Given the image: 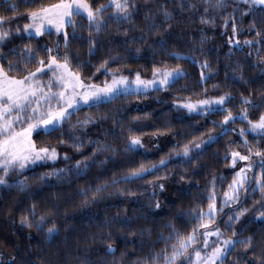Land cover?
Wrapping results in <instances>:
<instances>
[{
	"label": "trees",
	"instance_id": "1",
	"mask_svg": "<svg viewBox=\"0 0 264 264\" xmlns=\"http://www.w3.org/2000/svg\"><path fill=\"white\" fill-rule=\"evenodd\" d=\"M54 2L56 0H34L26 4L23 0H0V14L13 16V12L5 11L12 3L18 5L16 11L19 14L18 18L5 24V27L11 26L14 34L4 51L19 49L28 43L37 48L54 46L58 39L55 33L29 38L22 31L23 24L27 22L24 15L26 9ZM211 2L214 3V0ZM99 3H107V0H94V4ZM135 4L138 10L133 11L131 21L111 19L102 31L92 33L97 48L91 57L88 53L87 20L77 17L82 25L77 30L80 38L72 39L68 49L74 60L73 66L75 61L81 62L85 78L91 77L97 84L110 80L111 76L103 71L97 72L96 67L103 59L117 54L119 59L110 61L109 67H119L130 78H134L137 71L144 78H151L154 65L175 67L179 64L185 75L159 91L118 95L109 103L82 106L56 133L36 137L38 144L56 146L60 157L56 161L38 162L27 168L23 172L27 188L16 185V180L20 178L18 172L9 176L10 187L0 186V264L12 256L16 257L15 264H136L137 261L143 264L146 257L165 248L161 236L167 237L172 232V225L181 233L191 231L193 222L186 213L198 206L207 209L214 177L218 206L222 204L223 193L228 190L227 186L238 170V166L231 167L230 158L226 160L225 155L231 149L247 152L239 130L249 125L247 121L237 119L228 125L236 131L219 135L217 124L226 112L208 115L189 112L178 107L176 102L230 93L233 99L224 107L231 108L236 114L244 107L241 104L242 95H250L258 107L249 109V119L257 120L264 113V40L251 47L243 44L245 39H261L256 36L255 30H249V26L255 21L257 28L264 33V11L257 6L254 13L245 15L241 20V14L248 5H240V10L234 13V0H227V6L222 10L210 7L208 13L204 9L209 5L204 0H135ZM192 4L196 7H189ZM163 8L173 14L170 20L165 19ZM112 11L109 9L105 15ZM202 15L213 19L214 23H202ZM229 15H234L239 24L240 31L235 37H232L231 24L227 28L224 26V19ZM149 16L154 18L157 27H149L153 23L152 19H146ZM17 27L21 29L19 34L15 33ZM230 37L239 39L241 44L229 43ZM59 39L63 53L62 37ZM161 39L166 42L164 47L158 43ZM171 53H180L187 59L177 60ZM204 61L208 62L210 69L201 68ZM4 62L7 63V60ZM202 70L210 78L202 80ZM241 76L243 79H240ZM89 115L93 117L91 123L84 127H72L76 120H83ZM209 134L218 135V140L202 151L193 148L191 161L176 158V152L182 150L184 144L199 143ZM131 135L167 139L156 153L147 154L138 148L135 151L126 150ZM246 135L250 144L255 145L259 141L264 147V140L259 136L252 133ZM74 139L82 142L83 148H73ZM60 140L65 143H59ZM103 144L109 146L107 151H95ZM64 153L70 159L65 160ZM93 156L91 166L84 173L77 174L75 162ZM164 157H170V162L142 179L111 183L141 163H158ZM64 168L73 171L50 176L47 182L40 179L52 169ZM259 171L257 168L256 173L259 174ZM182 176L185 179H181ZM160 183L165 185L163 190L159 187ZM104 184L107 187L93 198L97 186ZM82 190H86L87 194H83ZM260 198L258 191L252 195L249 189L247 200L241 206L248 207L250 211L233 225L240 231L237 238L254 237L255 253L245 252L242 246L237 245L228 254L225 264H260L264 251V222L256 219L261 209L255 203ZM86 199L91 202L85 204ZM157 202L159 208L156 207ZM33 204L36 205V218L29 217L33 224L29 228L21 224V216L28 215ZM230 207L235 208L234 205ZM41 214L46 216L48 223L43 231H38L36 223ZM230 214L229 208H225L217 220L225 238L232 236V231L224 223ZM53 222L58 232L50 240L47 228ZM211 240H216V237ZM173 242H167L169 252ZM109 243L116 247L114 256L105 252Z\"/></svg>",
	"mask_w": 264,
	"mask_h": 264
},
{
	"label": "snow or ice",
	"instance_id": "2",
	"mask_svg": "<svg viewBox=\"0 0 264 264\" xmlns=\"http://www.w3.org/2000/svg\"><path fill=\"white\" fill-rule=\"evenodd\" d=\"M30 4L34 0H23ZM205 13L209 8L224 9L227 6V0H204ZM248 5L241 14L242 20L245 15H251L259 6L260 11H264V0H234L233 12L240 10V5ZM189 7L195 8L192 4ZM18 5L10 4L5 11L13 12V16L0 14V186H8L9 176L13 172L20 173V178L16 180V185L20 188H27L26 177L23 172L32 165L43 161H56L60 153L56 146L51 144H38L36 137L41 134L51 136L63 128L66 122H69L75 113L81 110L82 106H99L102 103H109L118 95L125 94H147L150 91H159L170 87L180 77L185 75L183 68L177 64L175 67L156 66L152 68L151 79L144 78L137 71L134 78L124 75L120 68L109 67L110 61L119 59V55L110 56L103 59L96 67L97 72L103 71L105 75H110V80H105L97 84L91 77L85 78L82 71V63L75 61L70 55L68 49L72 39H78L77 30L82 26L77 17L87 20L89 32V57L95 54L97 42L92 36L93 32L99 33L104 25L111 19L117 22L131 21L133 11L138 10L135 0H107V3L94 4V0H56L54 3L43 4L35 9H26L25 18L27 22L23 24V33L29 38L43 37L45 34H56L58 37L54 46L43 45L39 48L33 47L30 43L24 44L22 48H11L7 52L4 48L13 36L14 32L11 26L5 27V24L12 19L18 18ZM109 9L111 13L105 15ZM163 15L166 20L172 18V13L163 8ZM146 19H152L153 23L149 27H157L154 18L149 16ZM201 22L204 24H213L214 20L206 15L201 16ZM231 24L232 37L238 35L240 28L234 15H229L224 19V26ZM170 28L171 25H168ZM69 28L71 32H69ZM249 30H255L256 36L260 40L245 39L244 45L253 46L264 40L262 33L253 21ZM15 33H21L20 27L15 29ZM64 52L61 53V38ZM229 38V43L239 46V39ZM143 37H141L142 39ZM159 45L164 47L165 41L159 40ZM139 51V49H137ZM260 49L257 50L259 53ZM175 59H187L180 53H171ZM11 57V58H9ZM7 60V63L4 61ZM91 61L89 60V63ZM23 65V67H21ZM35 65V67H32ZM202 69H210L207 61L201 64ZM264 71V69H262ZM46 77V79H45ZM210 78L207 73L201 71V79ZM235 79V77H234ZM243 79V76L240 77ZM91 81V82H90ZM264 98V97H262ZM233 97L230 93L223 95L200 99L195 102L191 100L177 101L178 107L187 109L189 112H198L205 115L226 112L223 120L217 124L220 129L219 135H227L230 131H236L229 128L228 125L234 123L237 119L247 121L249 127L241 128L239 134L243 137V147L247 152H241L237 149H231L225 155V159L230 158L231 167L236 168L238 162H244L242 166L235 171L233 179L228 184V190L223 193L222 204L218 206L217 194L215 191V181L213 178L212 191L208 195V205L205 210L203 207L189 209L186 215L191 217L193 226L191 231L181 233L175 225H172V232L167 236H161L165 241V248L159 252L146 257L143 264H225L228 254L240 245L247 251H253L254 237L249 235L239 239L240 231L233 225L241 220L246 213L250 211L248 207L241 206L247 200L249 189L252 195L258 191L261 198L256 201L261 211L256 217L257 220L264 222V147L260 146L259 141L255 145L250 144L247 139V133H252L264 140V113H261L257 120L249 119V109L258 107L251 99V96L241 97V104L244 105L239 113L234 114L231 108L224 107ZM93 121L89 115L83 120H76L72 127H84ZM159 131V130H157ZM155 135V133H154ZM219 136L209 134L206 139L199 143L189 142L182 146V150L176 152V158H183L188 161L192 159L193 148L203 150L205 146L215 143ZM92 143V141H89ZM59 143H65L60 140ZM79 150L83 148V143L73 140L71 145ZM143 147V141L139 135H131L126 145V150L135 151ZM109 146L99 145L95 151H107ZM65 160L70 159L67 153H64ZM94 161L93 157H85L84 160L75 162V171L77 174L84 173ZM170 162V157L161 158L158 163L145 165L141 163L138 167L129 170L128 174L113 179L112 184H118L121 181L130 182L136 179H142L146 174H150L161 167H165ZM259 168V174L256 169ZM73 169H52L50 172L42 175L40 179L48 181L50 176H60L64 172H71ZM185 179V177H181ZM155 186V183L152 182ZM107 187V184L97 186L93 193V198ZM161 190L164 189L163 183L159 184ZM122 191V190H121ZM87 194L86 190H82ZM91 201L85 200L84 203ZM235 206L239 210L230 206ZM159 208V202L156 203ZM225 208H229L232 213L224 221L225 226L232 231L231 237H224L223 231L217 223L220 213ZM29 217L36 218V205L28 215L21 216V224L31 228L32 220ZM48 223L46 216L41 214L38 217L36 228L38 231L44 230V225ZM58 232L56 224L53 222L47 228L48 239H53ZM216 237V240H210V237ZM168 241H174L171 244V252L168 251ZM107 255H115L116 247L109 243L105 249ZM16 257L12 256L4 264H15ZM136 264H141L137 261ZM260 264H264V251H262Z\"/></svg>",
	"mask_w": 264,
	"mask_h": 264
},
{
	"label": "rangeland",
	"instance_id": "3",
	"mask_svg": "<svg viewBox=\"0 0 264 264\" xmlns=\"http://www.w3.org/2000/svg\"><path fill=\"white\" fill-rule=\"evenodd\" d=\"M262 69H264V61L262 63ZM46 79V77H45ZM151 79V78H147ZM187 101V100H185ZM192 102H195L197 100H191ZM143 141V147H139L138 149H142L147 154H154L156 151L163 146L166 143V137H160V136H145L141 137ZM244 162H238V168L243 165ZM257 170V169H256ZM214 237V236H213ZM210 237V240L213 238Z\"/></svg>",
	"mask_w": 264,
	"mask_h": 264
}]
</instances>
